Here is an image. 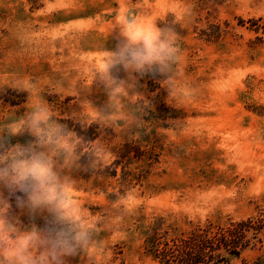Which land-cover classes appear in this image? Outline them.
<instances>
[{"label":"rangeland","instance_id":"obj_1","mask_svg":"<svg viewBox=\"0 0 264 264\" xmlns=\"http://www.w3.org/2000/svg\"><path fill=\"white\" fill-rule=\"evenodd\" d=\"M126 10L177 53L117 94L95 66ZM39 104L76 145L57 167L89 242L66 264H164L165 241L264 210V0H0V155ZM243 258L264 264V237Z\"/></svg>","mask_w":264,"mask_h":264},{"label":"clouds","instance_id":"obj_2","mask_svg":"<svg viewBox=\"0 0 264 264\" xmlns=\"http://www.w3.org/2000/svg\"><path fill=\"white\" fill-rule=\"evenodd\" d=\"M144 19L126 10L113 27L115 47L104 51L102 67L95 66L96 78L117 94L133 86L137 75L171 71L177 53L173 31L158 28L155 20L145 25ZM121 70L127 79L117 75ZM11 133L31 139L10 149L5 145L0 155V264H66L89 242L88 230L71 210L78 206L69 204L71 181L57 167L58 157L75 152L72 133L44 104L34 105ZM17 212L30 220L19 230L13 226Z\"/></svg>","mask_w":264,"mask_h":264},{"label":"trees","instance_id":"obj_3","mask_svg":"<svg viewBox=\"0 0 264 264\" xmlns=\"http://www.w3.org/2000/svg\"><path fill=\"white\" fill-rule=\"evenodd\" d=\"M264 210L258 216L224 223L208 221L165 241L156 250L164 264H248L244 254L263 246Z\"/></svg>","mask_w":264,"mask_h":264}]
</instances>
